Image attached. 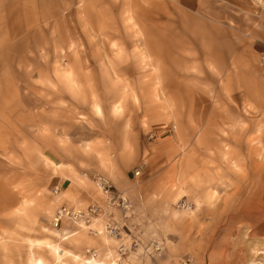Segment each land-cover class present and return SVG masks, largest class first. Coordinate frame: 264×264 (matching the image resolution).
<instances>
[{
    "label": "rangeland",
    "instance_id": "374dc122",
    "mask_svg": "<svg viewBox=\"0 0 264 264\" xmlns=\"http://www.w3.org/2000/svg\"><path fill=\"white\" fill-rule=\"evenodd\" d=\"M253 17L245 0H0V264H60L46 242L67 264L87 248L105 264H264ZM97 174L129 192L121 260L107 237L52 226L54 175L86 208Z\"/></svg>",
    "mask_w": 264,
    "mask_h": 264
},
{
    "label": "built area",
    "instance_id": "2783aa9c",
    "mask_svg": "<svg viewBox=\"0 0 264 264\" xmlns=\"http://www.w3.org/2000/svg\"><path fill=\"white\" fill-rule=\"evenodd\" d=\"M258 17L264 23V16L261 13H258ZM259 65L264 70V50L260 53ZM93 182L101 200L86 208L65 206L58 208L52 226L56 229L60 228L62 221L66 220L88 229L93 236H104L118 243L125 232L123 220L131 210V201L124 193L116 191L106 176L97 174ZM132 244L136 246L137 241L133 240ZM131 245L123 242L117 244L115 250L117 260H121L126 255ZM150 245L156 250L159 249L156 242H151ZM86 253L91 258L97 256V252L91 248H87Z\"/></svg>",
    "mask_w": 264,
    "mask_h": 264
},
{
    "label": "crops",
    "instance_id": "0c3cea01",
    "mask_svg": "<svg viewBox=\"0 0 264 264\" xmlns=\"http://www.w3.org/2000/svg\"><path fill=\"white\" fill-rule=\"evenodd\" d=\"M248 6L250 8V12L252 11L253 14V20L255 22H260L262 32H260L258 35H256V41L254 42V48L256 51V54L258 55V62H259V56L260 53L264 50V23L261 21V19L258 17V13H261L262 16H264V0H245V7ZM260 66V65H259ZM261 68V67H260ZM262 69V68H261ZM264 71V70H263ZM55 179L52 186V197L60 204L61 206H71V205H79L77 203H82L86 200L87 195H85L83 192H80V188H75L76 192L74 191V188H72V185L70 182H68V178L66 176H60V175H54ZM79 185V184H77ZM115 189H117L119 192H122L126 194V196L129 197V192L127 190V185H119L117 182L116 184H113ZM54 195V196H53ZM96 192L94 191V197H96ZM94 199V198H93ZM132 199V198H131ZM73 207V206H72ZM50 231V230H49ZM58 231V230H57ZM52 233V231H50ZM70 236V235H69ZM69 236H66L67 238ZM123 238V237H122ZM121 238L120 242H123ZM65 240V239H64ZM63 241V240H62ZM115 242V241H114ZM246 242V240L244 241ZM125 243V242H123ZM251 243V245H249ZM247 243L248 251H256L257 250V243L254 241H251ZM251 246V247H250ZM246 264H255L252 259H247Z\"/></svg>",
    "mask_w": 264,
    "mask_h": 264
},
{
    "label": "bare ground",
    "instance_id": "6f19581e",
    "mask_svg": "<svg viewBox=\"0 0 264 264\" xmlns=\"http://www.w3.org/2000/svg\"><path fill=\"white\" fill-rule=\"evenodd\" d=\"M52 233L57 235V237H59L61 240H64L67 238V237H63V235L59 234L57 230H53ZM46 245L49 248V251H51L54 254L55 260L60 262V264H67V262H65L62 259V257H65L66 252L63 251L57 243L53 244L51 242L50 243L46 242ZM249 245H251V243H249ZM247 247H248V244H247ZM75 259H78V257L75 256ZM30 264H45V262L43 259H41L39 257L35 258V257L31 256L30 257ZM81 264H105V263L102 259L92 258V259L85 260V261L81 262Z\"/></svg>",
    "mask_w": 264,
    "mask_h": 264
}]
</instances>
